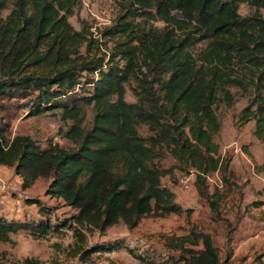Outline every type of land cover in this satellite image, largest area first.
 Listing matches in <instances>:
<instances>
[{"label":"trees","instance_id":"1","mask_svg":"<svg viewBox=\"0 0 264 264\" xmlns=\"http://www.w3.org/2000/svg\"><path fill=\"white\" fill-rule=\"evenodd\" d=\"M77 3L0 0V100L27 101L28 117L60 111L72 123L64 136L75 145L41 148L27 136L11 139L0 117V166L15 169L23 190L51 179L47 193L77 212L60 224L0 216V241L20 231L43 238L74 229L81 236L74 225L105 233L123 223L133 230L145 217L188 213L162 180L178 170L194 172L198 192L207 196L210 178L229 172L231 159L216 142L222 131L216 109L233 107L239 95L248 101L240 121H254V136L264 145V0H131L135 9L127 8L128 16L143 22L120 17L103 33L124 38L108 63L81 55L85 45L99 42L70 24ZM241 5L254 12L242 16ZM84 73L92 78L82 82ZM132 83L136 102L129 103L126 86ZM86 88L88 96L75 97ZM83 106L94 109L90 128ZM8 113L1 105L0 115ZM168 158L174 163L166 167ZM27 203L42 205L37 199ZM197 238L194 248L190 238L169 240L180 253L170 264H228L210 236ZM200 242L203 247L195 249ZM94 250L84 251L86 261Z\"/></svg>","mask_w":264,"mask_h":264},{"label":"rangeland","instance_id":"2","mask_svg":"<svg viewBox=\"0 0 264 264\" xmlns=\"http://www.w3.org/2000/svg\"><path fill=\"white\" fill-rule=\"evenodd\" d=\"M131 0H78L73 16L69 19L72 27L80 32H91L97 47L85 45L81 55L87 61L112 60L115 45L120 40L103 36L106 30L114 27L120 17L128 16L127 8ZM12 9L4 11L7 17ZM240 14L248 16L254 12L247 5H241ZM127 22L134 25L143 22L139 16H128ZM149 25L160 28L162 23L151 21ZM119 61V58L116 59ZM82 82L92 78L84 73ZM97 77V76H96ZM135 83L126 86V101L136 102L132 88ZM87 91L77 89L76 98L88 96ZM234 91V90H233ZM24 100H0V106L9 110L8 117L0 115L9 126L8 136H27L36 141L41 148L49 144H58L65 149H73L64 134L72 125L62 119L60 111L47 113L39 117H28L29 106L24 107ZM248 101L237 96L233 107L223 104L216 112L222 123V131L216 137L221 153L231 159L227 174L217 173L208 182L207 196L201 195L196 182L185 189L179 186L177 171L162 180L163 186L175 194V202L188 213L172 214L167 217H145L141 224L130 230L121 223L109 228L105 233L92 228L75 226L74 229H62L39 238L29 231L11 234L7 241H0V264H170L171 257H180L169 240L190 238L188 247L194 248L197 236H210L219 249L221 260L228 264H264V145L254 136L255 122L242 124L240 113ZM83 105V104H82ZM84 108V126L90 128L93 123L94 109ZM146 136L147 131L141 130ZM168 158L163 162L166 167L173 164ZM51 179H39L28 190L22 189V180L14 168L0 166V216L9 221L49 220L52 224L69 220L76 211L62 199L52 198L47 192ZM216 194V195H215ZM215 195V196H214ZM28 199H37L41 207L49 209V215L41 214L40 206L29 205ZM213 204V205H212ZM71 224L73 221L71 220ZM193 232L197 233V236ZM119 250H101L113 248ZM203 243L200 242V249ZM95 249L92 257L86 261L84 251Z\"/></svg>","mask_w":264,"mask_h":264},{"label":"built area","instance_id":"3","mask_svg":"<svg viewBox=\"0 0 264 264\" xmlns=\"http://www.w3.org/2000/svg\"><path fill=\"white\" fill-rule=\"evenodd\" d=\"M196 180V173H180L178 176V184L180 187L189 189Z\"/></svg>","mask_w":264,"mask_h":264}]
</instances>
